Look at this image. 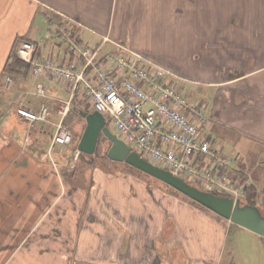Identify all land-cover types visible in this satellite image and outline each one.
<instances>
[{
    "label": "crops",
    "instance_id": "1",
    "mask_svg": "<svg viewBox=\"0 0 264 264\" xmlns=\"http://www.w3.org/2000/svg\"><path fill=\"white\" fill-rule=\"evenodd\" d=\"M23 39L36 42L34 62L78 61L72 42L104 55L125 46L206 87L205 130L249 167L250 143L264 145V0H0V264H230L231 220L99 160L79 164L95 152L78 149L95 109L82 87L19 55L30 66L5 73ZM154 43L178 47L176 68ZM43 105L35 122L17 112ZM71 118L83 126L75 147L54 141Z\"/></svg>",
    "mask_w": 264,
    "mask_h": 264
},
{
    "label": "built area",
    "instance_id": "2",
    "mask_svg": "<svg viewBox=\"0 0 264 264\" xmlns=\"http://www.w3.org/2000/svg\"><path fill=\"white\" fill-rule=\"evenodd\" d=\"M36 49V42L23 40L17 54L33 62L35 73L48 71L73 91L82 87L94 109L138 153L175 175L201 181L206 188L231 190L228 168L237 159L209 137L205 105L184 92L176 83V73L126 47L104 55L98 47L72 42L71 49L80 59L60 64L50 59L34 62ZM17 112L29 122L49 113L45 105L40 112L25 106ZM54 141L67 145L73 135L58 124Z\"/></svg>",
    "mask_w": 264,
    "mask_h": 264
},
{
    "label": "rangeland",
    "instance_id": "3",
    "mask_svg": "<svg viewBox=\"0 0 264 264\" xmlns=\"http://www.w3.org/2000/svg\"><path fill=\"white\" fill-rule=\"evenodd\" d=\"M154 45L156 47L155 50H157L161 54H164L166 56L165 58H169L173 60L171 61L166 59L171 62L169 63L170 66H172L173 68H176L178 66L180 60L177 56L179 53L178 47L174 46L173 43H171L169 49H167L166 47L164 48V46L162 48H158V43H154ZM120 47H125V46H120ZM185 71L187 75L192 76V74H190L188 70H184V72ZM176 82H178V84L182 86L184 92H186V94H188L189 97H191V99L195 101H198L199 100L198 98H203L204 93L207 89L204 86H197L198 88H200V91L197 92V88H195L196 86L193 81L176 79ZM15 117L18 116L11 114V119L14 120L16 119ZM15 123L16 122H14L13 124ZM18 125L20 126L21 124L18 123ZM63 126L72 133L73 141L71 143V146L75 147L76 142L74 141V135L77 136L76 139L78 140L83 130V126L79 127L77 125V121L73 118L66 120ZM109 126L114 132H116L111 125ZM229 139L230 137L225 138V140L228 141ZM214 140L216 143L222 142L219 138L216 137L214 138ZM225 143L226 142L224 141L222 142L223 150H225L226 153L234 157L233 153L230 152L231 148L229 144L226 143L227 144L226 145ZM111 145H112V141L105 134L102 133L99 137L95 152L91 155H86V156L81 154L79 164H81L82 161L99 160L101 161V167H103L101 168V170H107L111 172L116 170L121 172L128 171L132 173L134 176H136L138 179H142L143 181H146L148 185H152L153 187L157 188L163 193L169 192L170 194H175L182 197L185 196L187 199H189L184 193L180 191H176L175 188H173L171 185L167 184L163 180L156 178L135 167L132 166L129 167L127 166L128 164L125 161H114L110 159L107 153ZM250 145H253V147H251ZM250 145L248 146V149L250 151L249 154H252L250 156V159L252 161L251 166L247 167L242 165L241 167L239 162L236 161V163L233 166H229L228 168L227 179L230 181L228 183V187H230L231 190L230 191H226L224 189L223 190L217 189V190L221 193H224L225 195L232 196L235 199H239L241 201V204L253 202V204L261 205V195L263 194V182H264V151H262L264 145L258 147L255 145H261L260 143H255V144L250 143ZM250 149H256V150L251 151ZM188 181L192 185L200 189L207 190L203 187L201 181H196L195 179L194 180L189 179ZM218 191L215 193H218ZM157 193L159 194V192ZM262 211L264 213L263 208ZM35 256L37 259H41V257H39L38 254H35ZM229 256L231 257L230 264H264V239L258 236V234H256L252 230L247 229L245 227L243 228V226L235 224L233 228H231V230L228 232V237H227L225 257H229Z\"/></svg>",
    "mask_w": 264,
    "mask_h": 264
},
{
    "label": "water",
    "instance_id": "4",
    "mask_svg": "<svg viewBox=\"0 0 264 264\" xmlns=\"http://www.w3.org/2000/svg\"><path fill=\"white\" fill-rule=\"evenodd\" d=\"M83 115L86 117L87 125L78 144L79 150L86 153H93L99 137L103 133L112 141V145L107 153L110 159L114 161H125L135 168L163 180L191 199L199 202L222 217L231 220L233 223L264 236V213L262 211V208L264 209V182L261 205L251 203L241 204L239 199L235 200L233 197L202 190L191 185L182 177L174 175L171 171L153 164L135 150H132L126 142L120 139L106 125L105 117L100 111L83 112Z\"/></svg>",
    "mask_w": 264,
    "mask_h": 264
},
{
    "label": "trees",
    "instance_id": "5",
    "mask_svg": "<svg viewBox=\"0 0 264 264\" xmlns=\"http://www.w3.org/2000/svg\"><path fill=\"white\" fill-rule=\"evenodd\" d=\"M30 66V63L25 62L23 59H21L18 54L16 53V50L13 51L11 59L8 61V63L5 66L4 72L5 73H9L12 74L13 72H15L16 70H18L19 68L25 67L28 68ZM176 190V189H175ZM178 191V190H176ZM217 191H214V193ZM216 194H221V195H225L224 193L218 192ZM253 197V196H252ZM251 197V198H252ZM189 198V197H188ZM191 199V198H190ZM252 201V200H251ZM251 204H253V202H249Z\"/></svg>",
    "mask_w": 264,
    "mask_h": 264
}]
</instances>
